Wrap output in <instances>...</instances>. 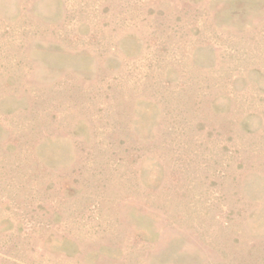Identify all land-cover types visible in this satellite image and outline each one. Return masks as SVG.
I'll list each match as a JSON object with an SVG mask.
<instances>
[{"label":"rangeland","instance_id":"1","mask_svg":"<svg viewBox=\"0 0 264 264\" xmlns=\"http://www.w3.org/2000/svg\"><path fill=\"white\" fill-rule=\"evenodd\" d=\"M0 264H264V0H0Z\"/></svg>","mask_w":264,"mask_h":264}]
</instances>
